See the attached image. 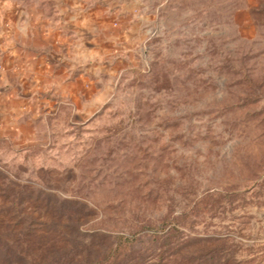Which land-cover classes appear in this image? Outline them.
<instances>
[{"label": "rangeland", "instance_id": "rangeland-1", "mask_svg": "<svg viewBox=\"0 0 264 264\" xmlns=\"http://www.w3.org/2000/svg\"><path fill=\"white\" fill-rule=\"evenodd\" d=\"M97 257L264 264V0H0V264Z\"/></svg>", "mask_w": 264, "mask_h": 264}, {"label": "trees", "instance_id": "trees-1", "mask_svg": "<svg viewBox=\"0 0 264 264\" xmlns=\"http://www.w3.org/2000/svg\"><path fill=\"white\" fill-rule=\"evenodd\" d=\"M121 239V238H120ZM118 243L116 244V248H114L115 250L117 249ZM112 250V249H111ZM110 251V250H109ZM101 258V257H100ZM99 257H97L94 261H87V262H83V263H75V264H102L104 261L101 260Z\"/></svg>", "mask_w": 264, "mask_h": 264}]
</instances>
